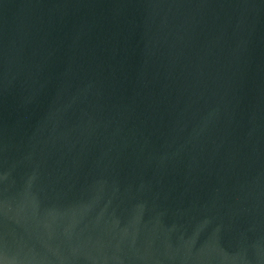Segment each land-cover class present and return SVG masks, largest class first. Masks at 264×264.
I'll use <instances>...</instances> for the list:
<instances>
[{
    "label": "water",
    "instance_id": "obj_1",
    "mask_svg": "<svg viewBox=\"0 0 264 264\" xmlns=\"http://www.w3.org/2000/svg\"><path fill=\"white\" fill-rule=\"evenodd\" d=\"M0 264H264V0H0Z\"/></svg>",
    "mask_w": 264,
    "mask_h": 264
}]
</instances>
